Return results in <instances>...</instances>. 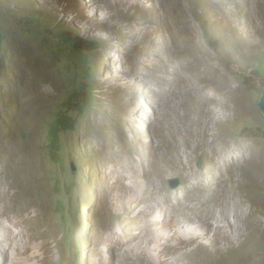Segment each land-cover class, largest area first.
Masks as SVG:
<instances>
[{
  "label": "rangeland",
  "instance_id": "obj_1",
  "mask_svg": "<svg viewBox=\"0 0 264 264\" xmlns=\"http://www.w3.org/2000/svg\"><path fill=\"white\" fill-rule=\"evenodd\" d=\"M263 88L264 0H0V152L16 144L29 173L9 160L8 208L38 204L27 227L53 264H264ZM237 141L258 168L233 176ZM219 163L229 217L202 212L189 244L179 228L135 238L144 216L123 191L147 197L143 170L191 207Z\"/></svg>",
  "mask_w": 264,
  "mask_h": 264
},
{
  "label": "bare ground",
  "instance_id": "obj_2",
  "mask_svg": "<svg viewBox=\"0 0 264 264\" xmlns=\"http://www.w3.org/2000/svg\"><path fill=\"white\" fill-rule=\"evenodd\" d=\"M172 75H173L172 78L173 81H175V79L181 82L183 81L185 83L187 81L186 79H184L185 77L181 76L177 71H174ZM186 85H188V83H186ZM205 101L213 105H220V104L223 105L222 104L223 102L221 100H220L221 102H218L212 96L208 97V95ZM190 141L195 144V147L202 146V149L204 150L210 149L211 152L215 151V153L217 154H221V155L224 154L223 152L220 153V151L214 146H213L214 148H212V146L209 147L210 144L207 145L206 142L202 141L197 137L195 140H190ZM227 142L229 141H226V143ZM235 145L240 146L241 151L239 152L241 155L236 157L237 163H234L235 167L233 168L234 169L233 176L238 175L237 172H238V168L240 167H241V171L243 170V167H248V168L250 167V170L251 168L254 167L258 168V164H257L258 162L254 163L255 161H253V159L250 158V156L247 158V156L244 154L246 149L250 148L251 144L250 145L248 144L247 146L245 144V150L242 147V142L237 141ZM7 147H10V149L12 150V155L10 156V159H6L5 157L3 158L0 152V264H53L52 257L49 253L50 251L48 248V243L43 240L37 243L38 240L40 241L41 239H43V235L45 233L42 232L37 235L35 234L33 227H27L28 223L33 222L31 219L36 217L37 215L39 209L38 204L35 201L29 203H21L17 209L12 211L13 213L8 208V202L11 201V196L14 194L15 188H17L14 183L9 181V176H10L9 160L12 162L13 167H15V169L19 171L21 174L28 176L29 173H27L26 171L28 166L23 162L20 152L17 151V145L10 144V146L7 145ZM246 160L248 161L247 166H245ZM216 168H217L216 170L218 171V176L215 175L209 180V184L210 181L213 182L212 186L210 187H214V189H212V191L208 196H206V198L204 197L205 198L204 201H202L201 203H194L193 205L191 204L192 205L191 207L189 206L188 203H187L188 205L186 204L187 200L185 197L179 198L178 200L176 199V202L174 203H171L170 197L161 198L159 193L155 190L153 179H151L150 170H143V173L142 172L141 173L147 179L148 182V184L145 186L144 189V193L147 194V197L139 199L134 195L133 190L128 186L124 187L126 191H123V195L126 194L127 196H129L130 200H133L132 196L136 199L134 200L133 203L137 208V211L140 214H143L144 216L142 226H138L135 229L137 230V232L135 233V238L139 239L140 241H148L150 234L153 233L155 234L157 232L158 233L162 232L164 234L169 232V230L179 228L182 231H180V233L177 234L176 236L174 235L175 238L181 244L182 243L189 244L192 243L194 238L197 239L198 236L197 234L199 233V230L202 228V226L200 225L201 217L204 216L203 214L200 215L202 212H206L207 218L214 217V215L216 214L215 206L222 205L223 206L222 211L224 212V214H221L217 222H221L224 219H226V217H229L228 207L230 205L224 203V200H220L219 199L220 197L217 196L220 193L218 190L222 182L226 180L223 179L224 169L222 163L217 164ZM199 186L200 184H189V190L191 191L195 190ZM219 195L221 196V194ZM118 197L119 196H116L117 200ZM213 202H215V204L214 206H211ZM204 203L208 204L207 209H201ZM240 206L241 204L239 201L238 207ZM158 208L161 212L160 216H157L155 214ZM186 209H189L190 211L191 210H195V211L186 212ZM237 229L240 230V228ZM101 241L106 244L111 242V239L101 235ZM168 247L170 252L177 250V248L173 247L172 245Z\"/></svg>",
  "mask_w": 264,
  "mask_h": 264
},
{
  "label": "water",
  "instance_id": "obj_3",
  "mask_svg": "<svg viewBox=\"0 0 264 264\" xmlns=\"http://www.w3.org/2000/svg\"><path fill=\"white\" fill-rule=\"evenodd\" d=\"M257 107L260 110V112L262 113L263 117H264V88L261 94V97L257 103ZM168 184L170 186L171 189H176L179 186H182L183 183L179 178H175V179H169Z\"/></svg>",
  "mask_w": 264,
  "mask_h": 264
}]
</instances>
